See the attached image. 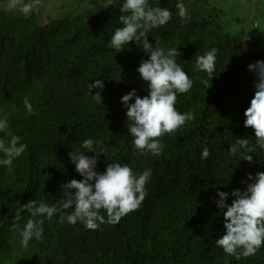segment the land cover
<instances>
[{
  "label": "trees",
  "instance_id": "trees-1",
  "mask_svg": "<svg viewBox=\"0 0 264 264\" xmlns=\"http://www.w3.org/2000/svg\"><path fill=\"white\" fill-rule=\"evenodd\" d=\"M23 2L14 10L0 9V115L7 113L9 121L0 138L7 143L10 132L27 144L11 169L0 166V264H264V245L240 259L216 245L225 229L213 199H218L217 188L229 194L243 190L248 173L264 171V151L256 148L254 130L243 123L255 93L256 77L248 65L264 61V31L247 29L246 15L233 16L215 0L183 2L190 17L183 23L176 8L180 0H148V7L172 12L166 25L146 36L153 47L180 52L177 63L193 85L177 93L175 107L191 112L193 119L157 138L164 145L159 156L140 155L120 100L132 89L141 97L148 94L147 82L136 71L148 56L134 42L120 52L108 46L114 30L123 26L119 17L130 14L120 12L121 0L79 6L74 12L61 5L59 12L66 13L44 24L36 10L27 17L19 11ZM236 23L241 27H233ZM214 47L211 78L194 65ZM97 79L105 85L102 104L89 94L88 84ZM24 97L32 103V114L24 108ZM87 138L104 149L98 172L111 162L127 164L137 174L151 169L148 195L117 224L96 230L58 222L71 209L44 218L42 239L22 247L20 233L30 218L22 205L33 199L55 202L62 184L82 179L68 153ZM239 138L250 139L248 148L230 155V144ZM204 147L210 156L201 160ZM254 150L251 164L243 160Z\"/></svg>",
  "mask_w": 264,
  "mask_h": 264
},
{
  "label": "clouds",
  "instance_id": "clouds-1",
  "mask_svg": "<svg viewBox=\"0 0 264 264\" xmlns=\"http://www.w3.org/2000/svg\"><path fill=\"white\" fill-rule=\"evenodd\" d=\"M41 0H26L19 11L24 16L31 15L40 4ZM15 7V4H13ZM177 15L181 22H187L190 17L183 0L176 4ZM119 20L122 27H117L110 39L109 47L122 51L129 42L137 44L148 56L142 60L136 68L140 78L147 82V95H137L135 89L130 90L121 97V104L126 109V118L130 122L128 133L134 150L140 155L152 154L159 156L164 145L160 137L165 133H173L186 121L193 119L191 112H179L176 107L177 93H187L193 80L177 63L180 52L176 48L165 49L153 47L146 33L152 28L166 25L172 18V12L166 7H148V0H121ZM217 51L215 47L199 55L194 68L197 71L206 72L211 78L214 76ZM248 70L254 73L255 93L250 100V105L244 112V126L254 130L255 145L260 151H264V61L258 60L248 65ZM104 81L97 79L89 83V94L97 104H102ZM93 89H98L94 95ZM134 101V102H130ZM23 105L27 113H33L32 103L28 97H24ZM9 127L8 114L0 115V132ZM10 139L5 142L0 138V166H13V161L20 157L27 148V144L21 143V137L8 133ZM250 139H235L230 144L228 153L236 154L238 151L248 148ZM85 153H94L93 156ZM104 149L99 142L92 138L82 141L79 147L72 149L69 160L75 165L76 172L82 177L80 180L71 179L61 185V197L55 202L45 203L41 200H30L22 205V210L30 213V218L24 224L21 231L20 244L27 247L30 240H40L43 237L44 218L51 220L53 216L65 210L71 209L67 216L60 215V223L65 220L72 225L80 222L88 230H96L101 224H117L120 219L138 209L148 195L146 184L151 179V169H145L137 174L127 164L120 162L108 163L101 173L96 171L97 160ZM253 152H246L243 160L250 164L253 162ZM210 156L209 149L204 147L200 153L201 160ZM242 183L246 187L234 189L230 194L217 188L214 199L219 209L217 215L224 218V234L215 243L228 255H234L237 259L241 256L255 255L264 245V171H258L255 175L248 173ZM229 196L233 199L228 203ZM101 210L105 215L101 214ZM39 217V218H38ZM17 216L16 219H20ZM240 249L238 252L237 250Z\"/></svg>",
  "mask_w": 264,
  "mask_h": 264
},
{
  "label": "rangeland",
  "instance_id": "rangeland-1",
  "mask_svg": "<svg viewBox=\"0 0 264 264\" xmlns=\"http://www.w3.org/2000/svg\"><path fill=\"white\" fill-rule=\"evenodd\" d=\"M110 0H41L38 5L36 12L37 18L40 24H44L45 19L48 17H56L66 13V11L59 12L61 5H69L71 11L75 10L82 6H89L98 3L109 2ZM188 0H183L186 2ZM217 6L221 8H226L232 10L233 16L240 14L246 15V20H243V24L247 29H253V32H263L264 31V0H215ZM15 4V7H13ZM21 4V0H0V9H17ZM253 9H256L259 12H252ZM252 22L250 23L249 20ZM241 23V22H240ZM240 23L233 24V27H241ZM252 32V33H253Z\"/></svg>",
  "mask_w": 264,
  "mask_h": 264
}]
</instances>
